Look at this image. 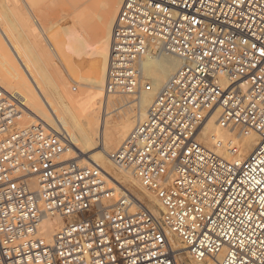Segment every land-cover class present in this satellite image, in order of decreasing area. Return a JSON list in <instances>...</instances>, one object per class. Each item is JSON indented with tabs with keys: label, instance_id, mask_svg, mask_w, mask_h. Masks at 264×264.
I'll return each instance as SVG.
<instances>
[{
	"label": "built area",
	"instance_id": "1",
	"mask_svg": "<svg viewBox=\"0 0 264 264\" xmlns=\"http://www.w3.org/2000/svg\"><path fill=\"white\" fill-rule=\"evenodd\" d=\"M162 52L182 65L110 155L160 217L102 168L64 160V129L20 127L0 87V264H180L168 233L195 262L264 264V0H123L105 92H152L141 61ZM217 110L237 138L257 136L249 156L201 142Z\"/></svg>",
	"mask_w": 264,
	"mask_h": 264
},
{
	"label": "bare ground",
	"instance_id": "2",
	"mask_svg": "<svg viewBox=\"0 0 264 264\" xmlns=\"http://www.w3.org/2000/svg\"><path fill=\"white\" fill-rule=\"evenodd\" d=\"M100 1L101 3L105 1V8L102 9L104 11L102 14L99 13L102 11L101 8L104 5L102 4L101 6V3L97 5L98 1L96 3L97 7H101L100 10L98 8L99 12L97 13L93 9L94 7L89 5L91 2L93 3V0L91 2L90 0H74L73 17L70 18L74 26L73 30H75L76 34H78V38H80L78 42L79 45L82 46V49L87 50V48H96L95 54L98 58L95 57V63L91 61L93 63L92 65H94L93 71H88L90 73L82 77L83 79L89 80L90 84L88 85L91 88L85 90L77 86H71L70 83L64 79L61 68L53 63H47V57L43 54L42 47L36 41V34L31 33L29 36L21 35L22 38L15 40L14 37L4 34L6 31V24L2 21H0V47L6 50L7 47H10V49L13 48V50L12 55H9V57L5 55L1 56L4 57V61H8L10 65L7 68L0 66V87L8 94L17 97L20 101L24 109L22 110L19 122H25L27 124V126L23 127H31L40 123L50 130H58L60 128L68 133L71 145L68 149L69 151L63 157L64 160L77 158L80 164L98 166L110 175L114 181L121 184L118 179L115 178V170L119 169L113 165V162L110 160V155L120 147L122 142L133 130V126L135 127L137 123L146 118L149 107L153 103L157 92L180 68L182 61L178 57L164 52L145 57L141 61V70L143 76L152 82L154 90L152 92H142L138 96H133V101L127 98L131 102L125 103L122 98L123 101L121 103L123 104L121 105L119 102L121 106L117 108V116L112 117L111 112H109V106L111 103L113 104L115 102H112L114 101L111 97L113 95H108L105 92V75L107 74V64L114 25L123 0ZM57 5L58 4H56V7ZM29 7L31 11L35 8L31 5H29ZM43 22L44 21H42V25L40 26L45 29ZM1 37H8V41L3 42ZM55 40L56 49L58 48V52H60L58 54H62L63 52L61 51L63 50L61 49H64V45H62L61 40L57 38H55ZM69 43L71 44V40ZM73 43L72 45L77 44ZM70 44L67 43V47L68 45L69 47L72 46ZM14 46L24 47V55H20V52L16 50ZM76 46L79 47L78 44ZM72 47L71 49H74ZM104 50H108L106 57V74ZM66 55L68 56V52ZM61 60H63V57H61ZM64 60L62 62H64ZM63 65H65L71 77L78 82L75 78L78 79L83 75L78 70L79 66L74 64L75 67L78 66V69L71 67V64L70 67H67L66 62L65 64L63 63ZM113 105L115 106V104ZM219 112L220 110L211 113L207 120L203 122L200 129L201 142L220 155H223L225 158L230 159L231 157L226 149V143L228 140L233 139L240 148V154L243 157L249 156L258 144L257 136L251 134L249 136L237 138V133H233L229 129H225L219 125ZM216 144H220V147L216 146ZM107 163L112 164V166L109 165L111 166L110 169ZM121 171L122 170H120V172ZM123 172L126 174V178L128 177V179L130 178V180H132V183L137 187L135 188L139 190L144 197L132 193L130 190L131 188L129 189L126 187V182L122 186L152 210L157 217H160V210L162 207L158 200L148 193L129 172ZM135 188L132 187V189ZM59 222L60 221L56 220L50 225L53 226ZM168 234L174 250L178 253L179 263L186 264L188 259V257L185 256L188 252H184L186 248L178 238L171 233ZM190 264L215 263L211 259H206L202 262H195L192 260Z\"/></svg>",
	"mask_w": 264,
	"mask_h": 264
},
{
	"label": "rangeland",
	"instance_id": "3",
	"mask_svg": "<svg viewBox=\"0 0 264 264\" xmlns=\"http://www.w3.org/2000/svg\"><path fill=\"white\" fill-rule=\"evenodd\" d=\"M91 1L92 0H90V2ZM97 1H98L97 5H99V3H101L100 0H93V3L89 2L90 3L89 5L94 7L93 9L98 13L99 12L98 8L100 10V7L102 6V4L104 6H102L101 10L105 8V1L103 0L104 3H101L100 7H97V5H96ZM56 4H58L57 7H56ZM73 4H74V0H0V21H2L3 23L6 24V31L4 32V34L14 37L15 40L22 38L21 35H28L29 36V34H31V33L36 34V41L42 47L43 54H45V56L47 57V63H49V64L53 63L56 66H58L59 68H61L64 79L67 80V82L70 83L71 86H77L80 89L87 90V89L91 88L88 85V84H90V82L88 79H83L82 77H84V75L90 73L91 70L93 71L94 65H92L93 64L92 62L95 63V60H96V58H98V56L95 54L96 48L95 49H93V48L88 49L87 48V50H85V49H82L81 45H79L78 40L80 38H78V34H76L75 30H73L74 26L70 20V18L73 17ZM29 5L35 7L34 8L35 10L33 9L31 11ZM64 9H65V11H64ZM103 12L104 11L102 10L99 14H102ZM36 17H37L38 21H40V22L37 21ZM42 21H44L43 24L45 26V29H44V27L42 28L40 26V25H42L41 24ZM55 38L62 41V45H64L63 46L64 49L68 52V56L66 55L67 52L64 49H61V50H63V51H61V52H63L62 54H58L60 52H58V48L56 49ZM1 39L3 42L8 41V37H5V38L1 37ZM70 40H71V44L69 43ZM72 41L74 43H77L79 47L76 46L77 44L72 45V43H73ZM67 43L72 45L73 47L72 46L69 47V45H68V47H69V49H68ZM18 44H20V43H18ZM14 47L16 50H18L20 52V55H22V56L24 55V47H20V46H18V47L14 46ZM71 47L74 49H71ZM12 50H13V48L10 49V47H7V50L5 48L0 47V66L1 67H3V68L9 67V65H10L9 62L4 61L5 58L1 57V56L5 55V56L9 57V55H12ZM75 51H76V53H75ZM64 52H65V54H64ZM84 52H85V54H84ZM103 52H104L105 74H106V64H107L106 57H107L108 50H104ZM60 55H61V57H63V60L66 58L64 60V62H62L63 60H61ZM85 56H87V57H85ZM65 62H66L67 67H70V64L72 65L71 67H73V68L75 67L74 64L79 66V69H78V66L75 68H77L80 71V73H82L83 75L80 76L78 79L75 78L78 82H76L71 77L68 70H66L67 68L65 67V65H63V63L65 64ZM81 68H82V70H81ZM88 71H90V72H88ZM111 97L114 100L112 102H115V103H113V104H115V106L112 103L110 105L112 107L109 106V112H111L112 117L117 116V113H118L117 108H118V106L120 107L123 104V103H121L123 100L125 101V103H127V102L133 101L132 99H134L133 96L113 95ZM122 98H123V100H122ZM127 98L130 99L131 101H129ZM119 102L121 103V105L119 104ZM21 108H22V110L24 109L23 107H21ZM115 111H116V113H115ZM18 125L20 127L27 126V124L25 122H18ZM133 128H134V126H133ZM81 165H83V164H81ZM109 165L112 166V164L107 163V166L110 169L111 166H109ZM83 166H87V165L84 164ZM115 178L118 179V181L121 183V185H124L126 182L127 183L126 187L129 189L131 188L130 189L131 192L134 193L135 195L139 194L142 197H144V195L141 194V192L136 189L137 187L132 183V180H130V178L128 179V177L126 178V174H124L123 171L120 172V170H115ZM132 187L133 188L136 187V188L132 189ZM139 195H137V196H139ZM184 252H187V250ZM185 256L188 257L186 264H190V261H192V259L191 258H190L191 260L189 259V257H190L189 253H187V255L185 254Z\"/></svg>",
	"mask_w": 264,
	"mask_h": 264
}]
</instances>
